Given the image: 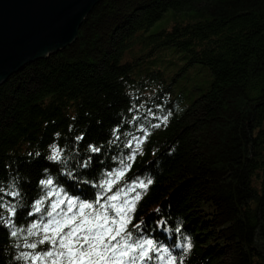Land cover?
I'll return each instance as SVG.
<instances>
[{
	"label": "trees",
	"instance_id": "16d2710c",
	"mask_svg": "<svg viewBox=\"0 0 264 264\" xmlns=\"http://www.w3.org/2000/svg\"><path fill=\"white\" fill-rule=\"evenodd\" d=\"M134 104L143 107L130 111ZM149 108L168 123L151 129L113 187L153 180L134 234L178 257L190 240L183 264H264V0H100L69 46L0 83V204L15 205L17 229L45 215L47 204L28 214L45 196L42 179L80 200L102 194L99 184L131 151L127 139L150 126ZM53 144L67 164L46 158ZM10 232L0 225V264H26L17 257L32 251L27 233ZM160 255L151 264H167Z\"/></svg>",
	"mask_w": 264,
	"mask_h": 264
},
{
	"label": "snow or ice",
	"instance_id": "6c2138e0",
	"mask_svg": "<svg viewBox=\"0 0 264 264\" xmlns=\"http://www.w3.org/2000/svg\"><path fill=\"white\" fill-rule=\"evenodd\" d=\"M141 107L143 104H134L130 111L139 112ZM136 119L139 117H133V122ZM144 120L150 126L145 127L143 123L138 125L137 129L141 135L132 134L127 139L125 147L131 151L119 160V168L106 174V178L99 184V188L103 190L102 194L97 195L94 201L69 196L64 189L55 185L53 179H42L40 185L47 191L44 198L38 199L33 205L34 211L28 214L45 212V204L48 209L39 221L31 223L26 229H17L14 219L15 205L0 204L7 212L6 217L0 216V225L9 228L12 237H17L20 232L27 233L24 246L32 251L23 253L17 259L26 261V264H151L154 257L165 260V255H160L162 252L166 254L167 264H183V254L192 247L190 240L186 239L184 243L177 245L183 249L181 257H178L172 255L168 248H161L153 239L134 234L143 232V221L135 225H132V221L137 204L147 193L153 180L150 177L136 179L131 183L126 182L113 192V187L131 170L137 155H143V145L151 135V129L159 128L161 123L166 125L168 116L157 117L149 108L146 109ZM151 120H160V123L152 124ZM117 133L119 127L114 129V140L110 143L120 139ZM77 139L82 140L83 137ZM50 149V154L46 157L49 161L67 164L62 148L53 144ZM88 149L92 153H99L101 150L95 145H89ZM90 163L91 157H88L83 162H78V165L87 168ZM71 174L69 170L68 175ZM108 193L111 195H107ZM8 194L13 198L19 195L15 191ZM158 223L164 226L166 221L161 219ZM129 225H132L133 230H129ZM180 230L178 226L176 232L179 233ZM31 237L36 239L31 241ZM44 244H47L48 248L37 252V248Z\"/></svg>",
	"mask_w": 264,
	"mask_h": 264
},
{
	"label": "water",
	"instance_id": "95a60500",
	"mask_svg": "<svg viewBox=\"0 0 264 264\" xmlns=\"http://www.w3.org/2000/svg\"><path fill=\"white\" fill-rule=\"evenodd\" d=\"M100 0H0V83L69 46Z\"/></svg>",
	"mask_w": 264,
	"mask_h": 264
},
{
	"label": "rangeland",
	"instance_id": "374dc122",
	"mask_svg": "<svg viewBox=\"0 0 264 264\" xmlns=\"http://www.w3.org/2000/svg\"><path fill=\"white\" fill-rule=\"evenodd\" d=\"M169 15V14H168ZM170 24V19L169 18H165L164 20H162L161 22L156 23L150 30H149V34H154L157 33L159 30H161L162 28L167 27Z\"/></svg>",
	"mask_w": 264,
	"mask_h": 264
}]
</instances>
